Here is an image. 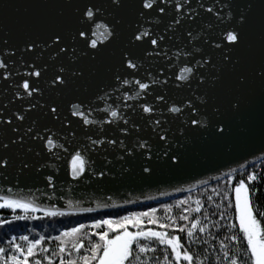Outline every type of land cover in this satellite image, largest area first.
Listing matches in <instances>:
<instances>
[{
  "label": "snow or ice",
  "instance_id": "obj_1",
  "mask_svg": "<svg viewBox=\"0 0 264 264\" xmlns=\"http://www.w3.org/2000/svg\"><path fill=\"white\" fill-rule=\"evenodd\" d=\"M30 6L36 11L0 21V81L7 84L4 93L11 92L0 100L5 182L9 169L17 179L34 173L55 200L63 199L56 196L60 162H66L69 186L115 179L117 171L123 176L132 170L125 163L150 177L157 167L180 166L197 141H226L257 89L264 110V0H35ZM169 89L184 95L170 99ZM101 151L103 163L96 166ZM262 179L249 172L232 188L239 230L227 239L240 247L221 242L225 264H264V226L251 206L259 192L253 185ZM0 193V209L12 212L10 219L0 217V229L67 214L54 203L45 207L14 194L12 187H0ZM194 203L177 201L182 214L169 215L160 230L143 225L144 218L158 223L157 209L150 208L92 219L54 237L13 235L8 248L0 247V264H54V258L59 264H151L141 257L161 248L163 264H202L168 231L186 233L189 242L205 233L208 225L190 220L204 208L200 199ZM162 207L172 212V205ZM219 215L225 218L223 211ZM85 238L87 254L79 255ZM46 240L58 242L57 249Z\"/></svg>",
  "mask_w": 264,
  "mask_h": 264
},
{
  "label": "water",
  "instance_id": "obj_2",
  "mask_svg": "<svg viewBox=\"0 0 264 264\" xmlns=\"http://www.w3.org/2000/svg\"><path fill=\"white\" fill-rule=\"evenodd\" d=\"M34 2L35 0H0V21L11 23L36 11L30 6ZM6 87L7 84L0 81V100L5 102L11 98V92L4 93ZM183 95L182 91L169 89L170 99L179 100ZM19 106L17 102L16 107ZM103 155L101 151L96 157V166L103 163ZM263 159L264 110L257 89L248 102L243 119L234 123L232 135L221 143L211 139L207 142H195L185 151L180 166L174 168L160 166L152 176L144 177L138 167L125 163L123 166L132 170L123 176L117 171L115 179L110 177L102 182L93 180L90 184L69 186L65 182L70 179L66 177V162H60V181L56 196L63 195V199L55 200L48 199L52 195L51 190L47 189L45 183L34 173L17 179L15 170L9 169L5 173L9 179L5 182L0 178V187L4 189L12 187L14 194L34 198L41 206L47 207L54 203L65 213H85L81 211L85 207H93L96 209L94 212H101L172 199L228 178ZM120 165L121 162L117 161V169ZM103 204L109 207H97Z\"/></svg>",
  "mask_w": 264,
  "mask_h": 264
},
{
  "label": "trees",
  "instance_id": "obj_3",
  "mask_svg": "<svg viewBox=\"0 0 264 264\" xmlns=\"http://www.w3.org/2000/svg\"><path fill=\"white\" fill-rule=\"evenodd\" d=\"M249 172H256L261 177H264V159L260 162L230 176L233 177V182L229 183V177L214 182L213 184H209L203 186L201 188L195 189L193 191L184 193L175 198L168 199L160 202H153L141 206L128 207L123 209H115L110 211H101L94 213H67L63 217H54V218H44L42 220L36 221H19L12 225L10 228L6 227L0 229V247L8 248V244L6 243L9 238L13 235H29L30 238L36 236L38 238L39 234H44L46 236H56L61 231L74 227L79 223L88 224L92 221V219H101L111 217L113 219H117L121 216L128 215L133 212H145L150 208L157 209L154 214L157 218L158 223L155 225H149L147 223V218H144L143 225L145 228L151 227L155 230H160L158 225L162 223H168L166 219L169 215L178 218L182 214V208L176 207L177 201L180 200H188V204L185 207H195L194 201L196 199H200L204 208L201 213H192L190 214L191 219H200L203 221L206 227L205 233H197V237L194 242H189L186 236V233L180 232H172V229L169 228L168 231L170 234H176L181 237V243H184L186 247H188L191 252L194 254L195 258L202 262V264H225L223 253L220 248L221 242L227 244L229 248L235 249L240 247L236 242H233L227 237H230L234 232H238L239 225L238 220L236 219L235 214V198L234 192H232V188L235 183H237L240 179H245ZM253 187L258 188L259 192L252 197L251 206L253 208L254 214L257 215V219L261 220L262 226H264V217H261L259 214L264 213V179L261 182L254 184ZM215 190V191H214ZM216 192H220L221 195L217 196ZM229 193V199H224L223 193ZM208 196H212L213 200L211 202L208 201ZM169 204L173 206L172 212L168 213L162 207V205ZM216 205H221V207H216ZM231 205V207H229ZM225 213V218L221 219L219 213ZM16 214H23L20 211H17ZM12 215L11 210L9 209H0V217L10 219ZM35 215L43 216V213H36ZM207 216V221L204 220V217ZM208 221L212 223L209 225ZM178 223H187L178 221ZM230 224H236V228L232 229L229 227ZM190 227V224L187 225ZM35 228L36 231L29 232L28 229ZM14 229V230H12ZM136 229L129 226V231H135ZM89 232L94 231L92 229L88 230ZM111 235V234H110ZM92 241L95 242L98 240V237L92 236ZM207 241V243H204ZM17 243H24L17 240ZM47 247L51 250L55 251L57 249L58 242L51 240L45 241ZM85 248L81 250L79 255L87 254L86 250L89 247L88 239L84 240ZM26 246V245H25ZM154 247L156 245H153ZM243 247L246 248V243L243 244ZM75 256V253L73 254ZM67 258V254H65ZM142 260H151V264H163L164 256L163 249L161 248L159 251L155 253H148L141 257ZM54 264H59V258H54Z\"/></svg>",
  "mask_w": 264,
  "mask_h": 264
},
{
  "label": "rangeland",
  "instance_id": "obj_4",
  "mask_svg": "<svg viewBox=\"0 0 264 264\" xmlns=\"http://www.w3.org/2000/svg\"><path fill=\"white\" fill-rule=\"evenodd\" d=\"M17 211H20V210H17Z\"/></svg>",
  "mask_w": 264,
  "mask_h": 264
}]
</instances>
